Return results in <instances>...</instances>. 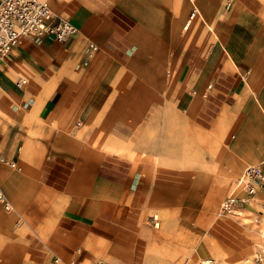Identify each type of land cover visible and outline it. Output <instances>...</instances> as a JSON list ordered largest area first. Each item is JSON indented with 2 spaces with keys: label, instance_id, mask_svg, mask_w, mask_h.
I'll return each instance as SVG.
<instances>
[{
  "label": "crops",
  "instance_id": "crops-1",
  "mask_svg": "<svg viewBox=\"0 0 264 264\" xmlns=\"http://www.w3.org/2000/svg\"><path fill=\"white\" fill-rule=\"evenodd\" d=\"M51 6L77 35L0 63V264H264V185L217 214L264 175V0Z\"/></svg>",
  "mask_w": 264,
  "mask_h": 264
},
{
  "label": "built area",
  "instance_id": "built-area-1",
  "mask_svg": "<svg viewBox=\"0 0 264 264\" xmlns=\"http://www.w3.org/2000/svg\"><path fill=\"white\" fill-rule=\"evenodd\" d=\"M197 11L193 9L190 20L194 18ZM78 30L68 20L60 17L54 12L51 0H0V63L8 56L23 38H33L36 40L48 37L58 43H65L73 38ZM98 48L93 43H88L87 58L83 63L87 66L94 58ZM26 81L19 79L16 87L21 88ZM0 165H8L16 168L12 162H8L0 157ZM264 183V175L257 166H248L241 176L235 181L229 195L221 202L219 214L222 216L233 215L238 197L235 191H240L246 195H252L255 187ZM246 201V200H244ZM0 204L4 210L9 211L10 205L7 203L0 190ZM53 264H59V259L55 258ZM204 264H212V261Z\"/></svg>",
  "mask_w": 264,
  "mask_h": 264
},
{
  "label": "rangeland",
  "instance_id": "rangeland-1",
  "mask_svg": "<svg viewBox=\"0 0 264 264\" xmlns=\"http://www.w3.org/2000/svg\"><path fill=\"white\" fill-rule=\"evenodd\" d=\"M190 4V3H189ZM188 19H189V17H188ZM187 21V19L185 20V22ZM184 22V23H185ZM241 27V25L239 24V28ZM235 50V49H234ZM236 52V51H235ZM150 163H151V167H154V166H156V165H161V166H164V167H170V168H178L179 166H180V164L179 163H177L176 162V160L175 159H172L171 157H166V158H162L161 160H158V159H156V158H153V159H151L150 160ZM148 176H149V174H147ZM194 188L196 187V184H199V183H202L201 182V180H200V178H198L197 176H195L194 177ZM256 193V192H255ZM255 195V194H254ZM252 196L251 198H254L255 196ZM217 214H219V208H218V212H217ZM220 215V214H219ZM220 217H223L222 215H220ZM224 217H231V215H228V216H224ZM155 220V223L153 224L154 225V228H158L159 227V225H158V223H156V219H154ZM263 220H264V218H263ZM264 224V223H263ZM157 226V227H156ZM264 231V230H263ZM263 236H264V234H263ZM214 243H216L215 241H214ZM218 245L217 244H215V246H214V248L213 249H211L210 250V255L212 256V257H214L213 258V261H215V260H217L218 258H220L221 260H222V264H226V259H224L223 258V256L222 255H220L219 254V252H218ZM254 259H259V261H262L263 259L262 258H259V257H254ZM252 261L251 260H249L247 263H251ZM234 264H239V262L237 261V263H234Z\"/></svg>",
  "mask_w": 264,
  "mask_h": 264
},
{
  "label": "bare ground",
  "instance_id": "bare-ground-1",
  "mask_svg": "<svg viewBox=\"0 0 264 264\" xmlns=\"http://www.w3.org/2000/svg\"><path fill=\"white\" fill-rule=\"evenodd\" d=\"M190 17H189V19L186 21V23H185V25H184V28L186 29L189 25H190ZM6 166V165H5ZM241 176V175H240ZM239 176V177H240ZM264 185V183H262V184H260V185H258V186H256L255 187V191H254V193L252 194V195H250V196H253L254 194H255V192H256V189L257 188H260L261 186H263ZM233 190V189H232ZM234 195L236 196V197H241V192L240 191H235L234 192ZM251 200H254V198H251ZM220 216V215H219ZM157 227V226H156ZM259 260V259H258ZM206 262H209V261H206ZM206 262H204V263H206Z\"/></svg>",
  "mask_w": 264,
  "mask_h": 264
}]
</instances>
